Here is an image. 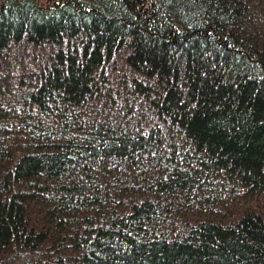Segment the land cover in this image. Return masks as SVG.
<instances>
[{
  "label": "trees",
  "instance_id": "16d2710c",
  "mask_svg": "<svg viewBox=\"0 0 264 264\" xmlns=\"http://www.w3.org/2000/svg\"><path fill=\"white\" fill-rule=\"evenodd\" d=\"M0 264H264V0H0Z\"/></svg>",
  "mask_w": 264,
  "mask_h": 264
}]
</instances>
